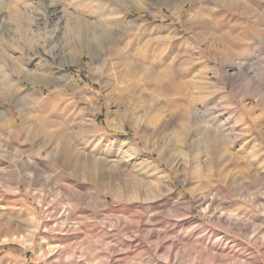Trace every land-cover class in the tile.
<instances>
[{
  "label": "rangeland",
  "instance_id": "374dc122",
  "mask_svg": "<svg viewBox=\"0 0 264 264\" xmlns=\"http://www.w3.org/2000/svg\"><path fill=\"white\" fill-rule=\"evenodd\" d=\"M51 1L0 0V264H264V0ZM63 62L74 86L52 81ZM117 81L151 117L212 125L213 144L144 142Z\"/></svg>",
  "mask_w": 264,
  "mask_h": 264
},
{
  "label": "bare ground",
  "instance_id": "6f19581e",
  "mask_svg": "<svg viewBox=\"0 0 264 264\" xmlns=\"http://www.w3.org/2000/svg\"><path fill=\"white\" fill-rule=\"evenodd\" d=\"M184 1V0H183ZM188 1V0H187ZM187 1H184L185 3H187ZM191 1V0H190ZM237 1H239V0H237ZM124 3V2H123ZM126 6H128V7H130L128 4H127V2L126 3H124ZM55 6V5H58V1L57 0H54V1H51L50 2V6L52 7V6ZM182 5V4H181ZM185 5V4H184ZM192 5L190 6V10L192 9ZM243 7V6H242ZM248 7H251V6H248ZM55 8V7H54ZM243 25V24H242ZM100 31V30H99ZM228 32V31H227ZM235 32V31H234ZM233 32V33H234ZM255 32L258 34V33H261L260 35H259V37H262L261 35L263 34L264 35V28H262V29H256L255 30ZM241 34H243L242 32H241ZM98 35V34H97ZM244 35V34H243ZM90 36V35H89ZM86 37V36H85ZM257 37H258V35H257ZM264 37V36H263ZM84 38V37H83ZM76 39V38H75ZM85 39V38H84ZM244 40V39H243ZM77 41V40H76ZM83 41V40H82ZM88 41V40H87ZM85 42V41H84ZM90 42V41H89ZM87 43V42H86ZM100 44V43H99ZM222 44V43H221ZM231 45V44H230ZM221 48V47H220ZM243 48V47H242ZM233 49V48H232ZM231 49V50H232ZM220 51H222L223 52V54L226 56V57H230V55H231V51H230V48L228 47V46H225L224 44L222 45V48H221V50ZM222 52H220V53H222ZM99 53H101V52H99V51H96V52H94L93 53V55H98ZM218 53V52H217ZM255 53V50H253V54ZM252 54V55H253ZM98 57V56H97ZM95 58V57H94ZM219 60V59H218ZM234 61V60H233ZM220 62V61H219ZM237 66H242V65H244L245 63H246V61H244L243 59H239V60H236L235 62H234ZM79 64H80V61H79ZM235 65V67H237ZM69 66V63H66V62H63V63H60L59 64V69L57 68V70H59V77H57V78H55V79H53L52 81H53V83H64L65 82V84H66V81H67V83H69V85H73L74 86V84H76V82L75 81H73V80H71V77H70V75L66 72V68ZM227 66V65H226ZM2 69V68H1ZM3 74V73H2ZM217 73H215V75H216ZM231 74V73H230ZM235 74V73H234ZM12 75V74H11ZM232 76V75H231ZM230 76V77H231ZM25 77V76H24ZM149 77V76H148ZM227 77V76H226ZM33 78V77H32ZM126 78V77H125ZM146 78V77H145ZM2 76H0V92L3 90V87H2ZM11 80L13 81V82H15V90H14V92H12V93H10V95H9V97H8V101L9 102H12V103H16L17 105H19V106H23L24 107V104H25V101H24V99H23V97L21 96L23 93H21L20 91L22 90L21 89V86L23 85V83H22V78L21 77H19V76H17V75H12V78H11ZM129 80V79H128ZM202 81V80H201ZM254 81V80H253ZM131 82V81H130ZM32 85H39V84H41V85H43V86H46V85H48V83H42V82H40L39 80H32ZM198 83V82H197ZM212 83V82H211ZM229 83V82H228ZM137 84V83H136ZM142 84V83H141ZM196 84V83H195ZM64 85V84H63ZM114 88H116V96H118L119 97V99H120V102H121V107H122V109H121V114L123 115V117L122 118H126V119H129L128 121H129V123H130V126H131V128H132V130L134 131V133H135V135L138 137V138H140V139H142V140H144L145 138H144V136H147V134H149L151 137L153 136V135H158V134H161V133H164V132H167L168 130H171L173 133L175 132L176 134H177V136H179L180 135V133H182L183 135H184V137H185V139H187L186 137H192L191 139H190V141H189V145H192L193 146V148H196V149H199L200 148V146H201V144H203V145H206L208 142H210L211 144H213V137H214V133H213V129H212V125H206V126H202L203 128L201 129V127L200 128H198V129H200L201 130V132L199 133V132H197L198 131V129H196L197 131V133H199L197 136L196 135H193V134H195V133H193V134H188L189 133V131H188V133L187 132H185V130H188V128H185V126H184V124H181V122H180V124L181 125H178L177 124V122L175 121V119L174 118H166V117H160V116H155V117H151V115H150V113H151V111H150V108H149V106L147 107V106H143V107H140V106H132L131 105V103H130V100H131V98L133 97V95H134V88L132 87V82H131V84H127V83H125V82H114ZM198 85V84H197ZM202 87H203V85H201ZM257 86V85H256ZM8 87V86H7ZM209 87V86H208ZM5 88V87H4ZM197 88V87H196ZM198 89V88H197ZM210 89V88H209ZM12 90V89H11ZM10 91V90H9ZM23 91V90H22ZM25 98V97H24ZM112 98V97H111ZM116 99V98H115ZM26 100V99H25ZM142 101V100H141ZM140 101V102H141ZM139 102V103H140ZM2 100L0 99V129L2 130L3 129V125L5 124V120H6V110L3 108V106H2ZM137 103V102H136ZM142 103V102H141ZM135 104V103H134ZM133 104V105H134ZM152 107V106H151ZM196 112V111H195ZM28 113V111L26 110V109H22V111L20 112V114H21V118H23V125H25L26 124V114ZM154 113V112H153ZM188 113V112H187ZM191 113V112H190ZM190 113H188V114H190ZM198 115V114H197ZM191 116V115H190ZM192 116H193V114H192ZM170 117H172V116H170ZM174 117V116H173ZM187 117H189V115L187 116ZM196 117V116H195ZM198 117V116H197ZM190 119V118H189ZM188 119V120H189ZM192 119V118H191ZM194 119V118H193ZM123 120H125V119H123ZM195 120V119H194ZM135 121H140L141 122V127L140 126H136L135 124ZM192 121V120H191ZM191 121H189V123H190V125H192V127H193V124L196 122V121H193L192 123L193 124H191ZM92 123H94V120L92 121ZM107 123H108V126H109V128L111 129V130H115V131H118L121 127L119 126V125H117V124H115L114 123V121L112 122V120L111 119H109L108 118V121H107ZM120 123V122H119ZM132 123H134V125L132 124ZM184 123V122H183ZM186 123H188V122H186ZM188 123V124H189ZM122 124V126H124L123 124L124 123H121ZM132 124V125H131ZM187 124V125H188ZM200 124V123H199ZM203 124V123H202ZM195 126V125H194ZM187 127H189L190 128V126H187ZM194 128V127H193ZM191 129V128H190ZM192 130V129H191ZM149 132H151V133H149ZM193 132V131H192ZM191 133V132H190ZM179 134V135H178ZM218 134V133H217ZM162 136V135H161ZM149 137V136H148ZM163 137V136H162ZM216 137H217V135H216ZM176 138V136L174 137V138H170L169 140H170V142H171V140H172V142H174V141H177V139H175ZM160 139V138H159ZM165 139V138H164ZM167 139V138H166ZM220 139V138H219ZM180 140V137L178 138V141ZM144 142H146V140H144ZM143 142V143H144ZM215 142V141H214ZM220 144H221V142H219ZM159 145V144H158ZM172 145V144H171ZM210 145V144H209ZM215 145V144H214ZM218 146V145H217ZM133 147H135V149H137V146L133 143ZM144 147V146H143ZM202 147V146H201ZM214 147V146H213ZM221 147V146H220ZM64 148V147H63ZM68 148V147H67ZM178 148V147H177ZM188 148V147H187ZM191 148V147H190ZM210 148V147H209ZM134 149V148H133ZM203 149H204V147H203ZM140 150V149H139ZM156 150V152H157V154L158 155H160L162 158H165V148H163L162 146H158L157 147V149H155ZM195 150V149H194ZM59 151V150H58ZM67 151V150H66ZM202 151V150H201ZM204 151V150H203ZM203 151H202V153H203ZM69 152V151H68ZM134 152V151H133ZM179 152V151H178ZM65 153V152H64ZM190 153V152H189ZM192 154V153H191ZM196 154V153H195ZM140 155V154H139ZM179 155V154H178ZM183 155V157H182V159L185 161V164L186 163H188L189 161H190V156H189V154H185V153H183L182 154ZM181 155V156H182ZM141 156H143V157H145L144 155H143V153L141 154ZM175 156V155H174ZM180 156V155H179ZM202 156V155H201ZM58 157V156H57ZM195 157H196V155H195ZM75 159V158H74ZM181 159V160H182ZM168 161V160H167ZM169 161L171 162V160L169 159ZM178 163H180V161L178 162ZM182 163V162H181ZM195 164V163H194ZM87 168V167H86ZM90 171H91V165L89 166L88 165V168H87V172L90 174ZM86 175H88V174H86ZM88 177V176H87ZM27 178V177H26ZM28 179H30V175H28ZM128 189V188H127ZM126 188H122V190L120 191L121 193H123L124 195L125 194H129V195H133L134 193L133 192H135V191H132V190H127ZM110 192H113V197H116V187L115 188H112L111 186H109V189H108ZM137 192V191H136ZM43 193V192H42ZM39 195H42L41 193H39ZM226 214V213H225ZM224 214V215H225ZM234 214V213H233ZM218 218H219V216H218ZM226 220V222L227 223H229V224H233V223H236L237 221H233L230 217H226L225 218ZM235 220V219H234ZM5 222V221H4ZM34 223V222H33ZM238 223V222H237ZM38 224L39 223H35V224H33V225H26V226H24L23 227V230L25 231V232H27L28 233V236H29V234L30 235H32V234H34V232L38 229ZM20 225V224H19ZM19 225L18 226H16L15 224H12V225H7V227L8 228H10L11 230L12 229H16V228H18L19 227ZM233 228V227H232ZM148 230V229H147ZM150 230V229H149ZM155 230H157V229H155ZM152 231H150V233H151ZM36 233V232H35ZM149 233V232H148ZM153 233L156 235V237L157 236H159V235H162V234H160V232H158V231H153ZM152 234V233H151ZM32 237V236H31ZM158 238H160V237H158ZM13 240H16L17 238H16V236L15 237H13L12 238ZM28 239H29V237H28ZM257 240V239H256ZM255 240V241H256ZM3 241V240H2ZM18 241H20V242H22V243H25V244H29L30 242L29 241H27V239H25L24 238V236L23 235H20L19 237H18ZM31 241V240H30ZM264 241V240H263ZM259 242H261V241H259ZM262 245L264 244V242H262L261 243ZM173 245V244H172ZM263 247V246H262ZM170 256V255H169ZM168 259V258H167ZM254 259H255V257H254ZM207 262V261H206ZM241 262V261H240ZM204 263V262H203ZM202 263V264H203Z\"/></svg>",
  "mask_w": 264,
  "mask_h": 264
}]
</instances>
